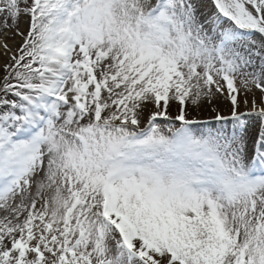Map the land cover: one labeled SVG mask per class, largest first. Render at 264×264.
Segmentation results:
<instances>
[{
    "label": "snow or ice",
    "instance_id": "1",
    "mask_svg": "<svg viewBox=\"0 0 264 264\" xmlns=\"http://www.w3.org/2000/svg\"><path fill=\"white\" fill-rule=\"evenodd\" d=\"M0 57V264H264V0H0Z\"/></svg>",
    "mask_w": 264,
    "mask_h": 264
},
{
    "label": "bare ground",
    "instance_id": "2",
    "mask_svg": "<svg viewBox=\"0 0 264 264\" xmlns=\"http://www.w3.org/2000/svg\"><path fill=\"white\" fill-rule=\"evenodd\" d=\"M257 96H259V93H258V90H257ZM216 104H217V106L218 107H220V108H222L223 110H224V114H228V107H229V105H230V101H228V100H225L223 97H221L217 102H216ZM207 107V106H206ZM243 107V106H242ZM175 111V110H174ZM202 115L204 116V117H209V112L208 111H202ZM254 131H255V129H253V132L252 133H250V135L251 134H253L254 133Z\"/></svg>",
    "mask_w": 264,
    "mask_h": 264
},
{
    "label": "rangeland",
    "instance_id": "3",
    "mask_svg": "<svg viewBox=\"0 0 264 264\" xmlns=\"http://www.w3.org/2000/svg\"><path fill=\"white\" fill-rule=\"evenodd\" d=\"M21 27L26 30V25L25 24L22 23L21 24ZM19 42H20L19 41V38H17L16 45H18ZM16 45H13V47H15ZM3 62H4V58L3 57H0V66H2Z\"/></svg>",
    "mask_w": 264,
    "mask_h": 264
}]
</instances>
